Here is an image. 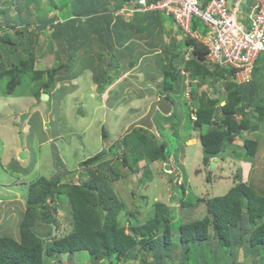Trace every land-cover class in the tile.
Returning <instances> with one entry per match:
<instances>
[{
	"label": "rangeland",
	"instance_id": "rangeland-1",
	"mask_svg": "<svg viewBox=\"0 0 264 264\" xmlns=\"http://www.w3.org/2000/svg\"><path fill=\"white\" fill-rule=\"evenodd\" d=\"M92 7V1L88 4L86 2L82 4V0H0V39L3 36H9L13 43L12 45L4 44L0 41V236L19 238V226L26 211L29 186L40 177L60 176L64 180L61 184L65 185L66 189L68 184L87 181V176L91 173H97L100 177L106 176V179H101L99 183L108 184L110 192L114 189L118 193V188L124 194L126 189L137 191L133 197H129L128 194H125L124 197L119 195L120 200L115 197L114 201L111 202L115 208L114 212L118 214L120 226L143 225L148 218L153 217L155 210L153 205L157 201L166 204L171 209L174 218L171 228L174 235L183 223V218L187 219L186 221H191L202 219L207 215L206 199L224 196L240 182L246 183L258 195L264 196V121L260 123L259 131H250L244 134L243 138L230 142L224 160L215 163V168H211V163L205 168L203 175L194 172L198 165L203 166L201 163L202 155L196 153L194 147L188 152L185 168L178 169L188 148H185L184 140L194 131L189 124H185L179 131V126L183 120H190L192 114L188 95L190 94V101L195 109H197L195 103L204 94L213 100L224 98L226 95L224 87L229 80L222 79L220 76H218L215 85L214 78L210 76L204 81L199 80L191 83L190 88L186 86L185 94L182 92L178 95L171 94L169 99L174 105L172 115L169 117L156 115L154 117L156 121L160 120L158 124L161 127L160 136H157L159 140L155 139V141L165 142L168 146V154L175 160L174 163L170 162V157L169 163H166L172 169L170 172H166V165L163 164V161L151 164V169L147 174L143 171L141 173L147 177L145 181L149 180L143 188L142 179H138L136 176L138 172L132 174L133 172L129 169L123 170V173L126 174L124 177L122 174L119 179H115L116 175L110 169L119 173V153L123 156L126 153L123 145L127 143L132 147L130 148L131 154L127 155L128 158L132 157L133 149L135 154L139 152L140 135L146 133L138 128L126 136V141L121 140L116 143L112 150L115 153L106 158L105 161L101 160L90 167L81 166L84 160L96 156L103 150H106L104 154H108L110 151L108 142L110 141L109 144L115 142L119 136L116 130L123 128L129 121V117L144 111L149 99L156 97L151 95V93L157 94L152 86L156 84L152 82L157 81L159 77L161 78L160 81H163V84L162 82L159 84L160 93L166 82L163 69L156 70L154 76L146 74L147 72L151 73L150 70H147L150 68L149 64H143L145 71L140 70V68L142 69L141 66L135 69L143 63V61L137 63L139 58L135 57V61L137 60L135 65L125 62L122 67L120 66L121 63L119 65L115 63L120 58L119 55L127 56L128 51L114 53L113 49H108L110 46L97 45L99 42L92 41H83L84 43L77 41L71 44V38L65 36L63 40L55 35L56 27L64 24L62 23L63 19H67L70 15L73 18L75 14L82 13L81 10L87 11ZM58 12L61 17H57ZM153 14L159 13H152L151 15ZM151 15L135 13L134 18L142 22L149 19ZM48 19L50 22L56 20L58 25L55 24L52 29L49 25L45 29H41L36 25L28 27L26 25L29 23H22L23 21L38 22ZM164 19L170 26H173L174 22L171 18ZM81 20L85 22L84 18ZM23 26L28 30H22ZM155 26L158 27L157 24ZM176 28L178 32H182L180 27ZM114 31H117L116 36L121 38L120 27H116ZM114 31L111 28L110 32ZM23 34L28 36H23ZM182 34L185 37L181 38V41L178 39L181 34L178 33L170 41L167 40L169 42V48L167 47V50L170 49L169 54L175 49L179 58L189 52V47L184 42L186 33L183 31ZM87 35L85 34L86 37ZM113 36L110 35V38L114 40ZM130 36V34L127 35L128 38ZM27 37H33L35 40L31 47V53L24 49V39L26 40ZM57 49L58 51H56ZM167 50L156 49L153 52H156L155 56H160L161 53L159 58L161 67L166 65L169 60H177L174 54L169 55L168 60ZM31 57L35 60L33 64L30 60ZM59 58L62 65L67 62L70 63L71 71L67 74L68 76L71 75L70 77H72L75 73L79 77L69 80L64 76L63 80L57 83L53 90L45 92V87L58 76L53 75V71L60 66L57 63ZM191 58L192 54H190V60ZM21 62H24L22 83L13 95L6 96L10 71ZM107 62L108 65H106ZM30 66L33 67L30 68ZM133 66L134 68H132ZM180 66L186 67L185 63L180 64ZM207 66L211 71L217 70L211 65ZM255 69L252 84L249 83L244 86L245 90H248L244 98L245 104L251 103L254 97L264 103V54L261 55ZM36 72H41V74L35 77ZM140 76L144 79H139ZM96 78L99 79V84L95 82ZM132 83L143 88L144 91L138 97H141L140 100H144V107L141 106V103L139 107H136L138 97L134 96L135 92L132 93L131 88L126 87L127 84ZM122 85L125 86L126 94L124 89L121 95L123 89L120 87ZM253 85H255L256 90L252 89ZM159 86H155L156 89H159ZM92 88H97L101 95L96 97L98 95L96 90L95 96H90L85 101L84 96L80 98L81 89L90 90ZM189 89H191L190 92L187 91ZM253 91H255L254 94ZM42 93H49L50 100L42 101ZM35 94H40L39 99L35 98ZM146 94L151 95V97L149 98ZM116 96L121 98L118 100L115 98ZM103 97H105V101ZM110 99H114L117 103L114 104ZM134 101H136L135 105ZM103 105H107L106 109ZM115 106L116 108H114ZM113 108L116 111H113ZM108 109L112 110L109 113L110 117L106 115ZM118 111H124V116L128 117L121 118V113ZM245 112L251 114L253 109L247 107ZM23 113L29 115L24 125L20 119V114ZM254 121L255 119H253ZM103 128L109 135V139L105 140L107 144L102 137ZM203 131L206 133L208 127H205ZM245 138L254 139L258 142V150L253 163L242 160ZM22 151L28 154L24 161L18 159L19 153ZM107 161L110 163L105 165L104 162ZM196 161L199 162L196 163ZM179 177L184 178L185 181L189 180L192 185L188 195L185 191L183 205L180 199L183 197L182 190H185L187 185L185 183L183 186H179V180H177ZM131 179L135 181H131ZM132 182H136L138 188H132ZM178 193L180 194L179 198ZM68 201L67 194L63 193L56 203L47 202L49 205L47 210L51 213L53 220L57 222L55 236L58 237L69 233L73 226L72 208ZM122 203L125 206L122 208L123 210L119 208ZM247 228L248 226L242 229L238 228L234 232L237 242H242L235 252V264H264V249L251 250L248 243H244V240L239 241V236L248 232ZM157 240L161 246L159 255L168 256L165 260L167 264H224L225 255L220 250L212 233L207 242L189 248L181 245L176 235L173 239L174 242L170 245L171 247L169 246V250L165 247L161 235L157 237ZM133 255L134 259L127 260L122 257L118 260H108L102 256L94 257L86 251L72 256L61 255V257L56 258L47 256L46 260L47 264H156L158 259L156 252L151 249L143 250L140 247H136L133 254L130 253L128 256L131 258ZM226 256L229 254L227 253Z\"/></svg>",
	"mask_w": 264,
	"mask_h": 264
},
{
	"label": "trees",
	"instance_id": "trees-1",
	"mask_svg": "<svg viewBox=\"0 0 264 264\" xmlns=\"http://www.w3.org/2000/svg\"><path fill=\"white\" fill-rule=\"evenodd\" d=\"M87 1L82 0V4L84 2L87 3ZM116 1H118L116 5V10H118L125 6L129 0ZM106 9H109L106 5L101 8L93 4L92 9L81 10L82 13L75 14L70 22H82V18L85 19V22H96L99 19L105 20V16L97 17ZM20 20L22 21V19ZM106 22H111V20L106 19ZM192 26L194 30L206 33V28L202 22L195 20ZM116 33L117 31L106 32V42L108 40L111 41L110 35H114L113 38H116ZM23 36L26 35L23 34ZM27 38V41L24 39V49L31 53V47L35 40L33 37ZM67 38H71V44H73L74 39L76 40L72 36ZM0 41L4 44H13L9 36H3ZM184 42L187 47H194L192 58L188 62H184V56L179 58L175 49L170 54V49L167 50L166 48L164 50L168 51L166 52L168 60L171 54H174L177 60H169L163 66L166 78L163 94H167V96H169V93L178 95L182 92V94H185V79L179 71V66L182 63L186 64V69L191 72L192 78L196 81H204L210 76L214 78V85L218 81V76L229 80L224 87L226 93L224 98L213 100L204 94L195 103L198 118L196 122H193L194 129L202 131L203 127H208V131L202 133L200 137L204 154L203 164L208 167L212 159L216 158L218 154L221 155L220 159L224 160L227 156L225 153L230 142L243 138V135L250 131H259L260 123L264 121V103L254 97L251 103L245 104L244 98L248 90H245V85H238L232 81L233 71L218 67H216L217 70L211 71L206 63L207 49L192 38L186 37ZM174 51L175 53H173ZM260 58L261 56L256 61V68ZM30 60L32 64L35 61L32 57ZM116 62H119V58ZM57 63L60 66L53 71V75L58 76L45 87V92L53 90L55 85L63 80L64 76L67 79L78 77L75 73L72 77L67 75L71 71L70 63L67 62L62 65L60 58ZM32 67L30 66V68ZM23 72L24 62L12 68L7 83L6 96H11L15 93L17 87L21 85ZM40 74L41 72H36L35 77ZM2 76L5 75L2 74ZM24 77L26 78V76ZM95 82L99 84L100 81L96 78ZM252 89L256 90L255 85L252 86ZM35 97H40V94H35ZM222 101L225 102V105L220 106ZM247 107L253 109L251 114L245 112ZM252 118L255 119L254 122ZM138 129L146 133L140 135L141 146L139 152L135 154L133 149L132 157L128 158L127 155L131 154L130 148L132 147L127 143L123 145L126 153L124 156L121 155L122 157L120 156V161H118L119 173L110 169L116 175L115 179H119V176L124 174L123 170H128V168L133 172L136 165L145 157L150 162H168L171 157L168 154L169 150L165 142L159 143L158 140L155 141L157 137L148 130ZM102 134L104 139L108 138L105 128H103ZM125 138L123 141L127 140ZM244 147L242 160L253 163L258 150V142L254 139L245 138ZM113 149L114 147H111L108 154L101 152L85 160L81 163V166L90 167L101 160L105 161L106 158L115 153L112 151ZM109 163V161L104 162L105 165ZM87 178V181L67 185L66 189L65 185H61L62 177L60 176L53 178L40 177L32 182L29 186L26 211L19 226V238L0 236V264H47V256L51 258L61 257V255L72 256L83 251H87L90 255L97 258L102 256L108 260H118L125 257L129 260L134 259V255L131 258L128 255L130 253L133 254L136 247H140L143 250L151 249L157 254L156 264H167L165 260L168 256L159 255L161 246L157 237L160 235L163 237L165 247L169 250V246L174 242L175 235L181 245L189 248L207 242L212 233L220 250L225 255L224 264H235L236 249L242 244L240 240L248 243L251 250L264 249V196L258 195L246 183L240 182L236 184L224 196L206 199L207 215L202 219L191 221H186L187 219L183 218V223L174 235L171 228L174 220L172 211L162 202H156L153 205L155 206L153 217L148 218L143 225L120 226L118 214L114 212L115 208L111 204L115 195L112 190V193L109 191L108 184L99 183L101 179H106V176L100 177L97 173H91ZM63 193L67 194L72 208L73 226L69 233L58 237L55 236L57 222L53 220L51 213L48 212L49 205L47 202L56 203L60 200V196ZM184 196L185 191L180 199L181 202ZM179 197L180 194L178 193ZM183 204L184 202H182ZM120 205V209L125 207L123 203ZM247 226L248 232L239 236L240 242H237L234 236L235 230ZM227 253L229 256H226Z\"/></svg>",
	"mask_w": 264,
	"mask_h": 264
},
{
	"label": "built area",
	"instance_id": "built-area-1",
	"mask_svg": "<svg viewBox=\"0 0 264 264\" xmlns=\"http://www.w3.org/2000/svg\"><path fill=\"white\" fill-rule=\"evenodd\" d=\"M135 13H161L171 18L207 49L206 63L232 70V80L238 85L251 82L256 61L264 54V0H129L114 15L129 19ZM195 20L204 24L205 34L193 29ZM193 51L190 47L186 61ZM180 74L186 86L196 82L185 66H181ZM190 97L191 120L196 122L197 109Z\"/></svg>",
	"mask_w": 264,
	"mask_h": 264
},
{
	"label": "crops",
	"instance_id": "crops-1",
	"mask_svg": "<svg viewBox=\"0 0 264 264\" xmlns=\"http://www.w3.org/2000/svg\"><path fill=\"white\" fill-rule=\"evenodd\" d=\"M90 1H92L93 4H95L97 7L103 8L105 5L107 7H109V9L104 10V12H102V14L100 16H98L97 18L105 16L106 19H109V21L111 20V22H106V19L105 20L99 19L96 22H75V23L74 22H64V24H60L56 27L57 32L55 33V35L57 37L62 38L63 40H64L65 36L66 37H68V36L75 37L76 40L74 39L73 42H77V41H80L82 43H84L83 41H85V42H90V41L99 42V43H97V45H101V46H107L108 45V46H110V48H108V49H110V50L113 49L114 53L128 51L129 53L127 54V56L119 55L120 56L119 62L118 63L115 62L118 65H119V63H121L120 66H122V67H123V63H125V62H126V64L134 63V65H135V63L137 61V60L135 61V57H136V58H139L138 59L139 62H137V63H140L141 61H143V63H142V65H138L137 67L135 66L136 67L135 69L140 68V66H141L142 69L140 68V70L145 71L146 69H144L143 64H145V63L149 64L150 68L147 70H150L151 73L147 72L146 74H150V75L152 74L154 76V73L156 70L163 69V65L161 67V64H160L161 60H159V58L161 57V53H160V56H155L156 52L155 53H153V52L156 49H160V51H164L168 47L169 42L167 40L169 39V41H170L171 38H173L176 35V33H178L179 35L181 34V37H178V35H177L179 41H181V38L185 37L182 34L183 31L178 32V29L176 28V25H174V23H173V26H170V24L168 22H166V20L164 19V18H168V17H166L165 15H163L161 13L153 14V15L150 14L151 16L149 17V19L142 21V22H139V20H137L136 18H129V19L126 17H118L117 18L114 15V10H116V5L118 4V1H116V0H88L87 3ZM61 14H63V13H61ZM101 21H103V22H101ZM25 23H27V24L29 23V24H31L29 26H33L34 24L45 25L44 23H48V22H25ZM155 24H157L158 27H156ZM82 26H84V27H82ZM116 27H120V31L122 32L121 38L116 37V38H114V40L111 39V41L108 40V42H106L107 41L106 35H105L106 32L110 31L111 28L114 31L116 29ZM130 28H131V30H130ZM85 34H88L87 37L85 36ZM90 34H92V35H90ZM128 34L131 35L129 38L127 37ZM29 35H30V33H29ZM83 35H84V37H83ZM26 36H28V35H26ZM62 39H60V40H62ZM27 40H28V38L26 39V41ZM111 47H113V48H111ZM56 51H58V49ZM142 53H144V54H142ZM106 65H108V62L106 63ZM132 68H134V66ZM139 79L143 80L144 78L140 76ZM160 80H161V78L159 77L157 81H154V82L151 81V82L156 84L155 86H157V85L159 86V84L161 82L163 84V81H160ZM152 86H153V89L157 92V94L151 93L154 91L153 89H152L153 91H151V92L147 91V92L151 93L152 96H156V97L150 98L151 95L146 94L150 98L148 103H147L146 109H144V111H142L141 113H136L134 116L129 117L128 118L129 121L123 126V128H121V129L119 128L116 130L117 133H119V136L117 137L115 142H111L110 144H109L110 141L108 142V145H109L108 149H111V147H113L116 143L120 142L121 140H123L126 137V136L123 137V135H124L125 131L127 130L128 126L131 123H133L134 121H136L137 119L141 118L143 115H145L149 109L150 104L153 101L157 100L160 96H167V94H163L164 86H163V89L161 90V93H160V89H161L160 86H159V89H156V87L154 85H152ZM126 87L131 88L132 93L135 92L134 96H136V98L141 95V92L144 91L143 88L139 87L136 83L127 84ZM120 89H123L121 91V95H122L124 92L125 86L122 85L120 87ZM96 90H97V88H92L90 90H86V89L82 90L81 89L80 90V98L84 96V101H85L90 96H95ZM89 92H92V93H89ZM125 94H126V89H125ZM171 94L172 93H169L168 95L171 96ZM99 95H101V94L98 91V95L96 97H98ZM169 96H167V97L169 98ZM115 98H118V100H119L121 97L116 96ZM140 98L141 97H138L137 103H136V101L133 102L134 105H135V103L137 104L136 107H139L140 103H141V106H143V107L145 106L144 100H142V99L140 100ZM114 99H110V100H112L113 103L115 104L117 102ZM103 100L105 101V97H103ZM103 106L106 109L107 105H103ZM114 108H116V106ZM114 108L112 110L116 111V109H114ZM112 110L111 109L107 110V113H106L107 117L108 116L110 117L109 113ZM118 112L121 113V118L125 119L126 117H128V116H124V113H125L124 111H118ZM158 115H160V114H158ZM159 121H160L159 119L156 121L154 118L155 131L154 132L149 131L151 134L156 135V137L160 136L159 133H160L161 127H159V124H158ZM185 124H189L194 129V123L191 121V119L190 120L186 119V120H183V122L179 126V131L182 130V127ZM205 127H203V129ZM203 129H202V131H197L194 129L193 133L189 134V136L187 138H185L184 145H185V148L186 147H188V148H187V152H185L183 155L184 157H183L182 162L180 163L181 165L179 166L178 169H180L181 167L185 168L188 152L193 147L195 148L196 153H198V154L200 153L202 155L201 163L203 164L204 154H203V147H202L201 142H200L201 134L204 133ZM144 130H146V129H144ZM102 137H103V134H102ZM107 139H109V138H106L103 140L107 141ZM106 141H105V143H106ZM105 151L106 150H103V152H105ZM121 155L122 154L119 153V156H121ZM174 161L175 160L173 159V157H171L170 162L174 163ZM158 162H161V161L150 162L145 157L138 165H136V168L134 169L132 174H135L134 172H136V173L138 172L136 176L138 177V179H142L141 180L142 188L145 187L147 185L146 183L149 181V180L145 181V179L147 177L141 174L142 171H143V173L147 174L151 169V164H157ZM198 162L199 161H196V163H198ZM166 163H169V161L164 162L163 164L167 166L168 164H166ZM205 168H207V167H205L204 164H203V166L198 165L197 169H195L194 172L197 174V170H199V171L202 170V172H200V175H203L205 173ZM166 172H169V171L166 170ZM177 180H179V184H180L179 186H183L186 183V185H187L186 195H188L192 189V185H191L190 181L189 180L185 181L184 178H182V177H179ZM131 181H135V180L131 179ZM137 181H139V180H137ZM132 183H133L132 188H136L137 187L136 182H132ZM122 184L124 185L123 182H122ZM121 185H120V188H122ZM117 190H118V193H116L115 190L113 189V193H115L117 199H119V200H120V197H124L125 194H128L129 197H133V196H135V193L137 192V191H134V189H133V191L131 189H128V190L126 189V193L124 194L123 191L120 190L119 188ZM119 195H120V197H119ZM140 195H142V193H140ZM156 202H154V203H156Z\"/></svg>",
	"mask_w": 264,
	"mask_h": 264
},
{
	"label": "water",
	"instance_id": "water-1",
	"mask_svg": "<svg viewBox=\"0 0 264 264\" xmlns=\"http://www.w3.org/2000/svg\"><path fill=\"white\" fill-rule=\"evenodd\" d=\"M89 93H92V92H89ZM41 99L42 101L49 100L50 96L46 93H43L41 95ZM173 111H174V105L171 102V100L167 98L166 96H160L157 100L153 101L150 104L149 109L145 115H143L141 118L137 119L136 121H134L128 126L123 137L132 133L136 128H144L148 131L154 132L155 131L154 117L158 114L165 116V117H169L172 115ZM27 118H28L27 114H21L20 115L21 123L23 124ZM23 137L24 136L22 135V138ZM220 156L221 155L218 154V156L214 159V162L211 164V168L216 167L215 163L219 162ZM27 157H28L27 152L23 151L19 153L20 160L24 161L27 159ZM166 170L171 171L172 169L169 165H167Z\"/></svg>",
	"mask_w": 264,
	"mask_h": 264
},
{
	"label": "clouds",
	"instance_id": "clouds-1",
	"mask_svg": "<svg viewBox=\"0 0 264 264\" xmlns=\"http://www.w3.org/2000/svg\"><path fill=\"white\" fill-rule=\"evenodd\" d=\"M57 8V7H56ZM119 10V9H118ZM117 11V10H116ZM115 10H114V13L116 12ZM61 13H63V12H61ZM56 14V13H55ZM54 14V15H55ZM58 15H60L59 14V12H58V14H57V17H61V15L60 16H58ZM71 16V15H70ZM69 16V18H65V19H63L64 21L62 22V23H64V22H70L71 20H73V18H71ZM122 17V16H121ZM118 18V17H117ZM45 21H47L48 23H44L45 25H43V24H38V25H36V24H34V25H36V26H39L41 29H45L46 28V26L47 25H49L50 26V28L52 29V28H54V25L56 24V25H58V22H56V20H53V21H49V19L48 20H45ZM45 21H38V22H45ZM22 23H25V22H22ZM26 26H28L29 27V25H26ZM177 27V26H176ZM23 29H25V30H28L27 28H25L24 26L22 27V30ZM183 31V30H182ZM31 35V34H30ZM29 35V36H30ZM186 37H188V38H190L189 36H186ZM190 48V47H189ZM187 55V54H186ZM186 55L184 56V57H186ZM190 61V60H189ZM185 62H188V61H186L185 60ZM186 65V64H185ZM180 68H181V66H179V71H180ZM255 71V70H254ZM78 77H79V75H78ZM77 77V78H78ZM74 79H76V78H74ZM74 79H69V80H74ZM233 81V80H232ZM252 81V80H251ZM61 82V81H60ZM60 82H58V83H60ZM249 83H251V82H249ZM249 83H247V84H249ZM247 84H244V85H247ZM14 94V93H13ZM12 94V95H13ZM43 94V93H42ZM41 94V95H42ZM46 94H48L49 96H50V94L49 93H46ZM167 97V96H166ZM36 99H37V97H35ZM50 98H51V96H50ZM168 98V97H167ZM39 99V98H38ZM50 100V99H49ZM48 100V101H49ZM223 105H225V102L224 101H222L221 103H220V106H223ZM24 114V113H23ZM21 115V114H20ZM28 115V114H27ZM29 116V115H28ZM190 119H191V117H190ZM26 121V120H25ZM192 121V120H191ZM193 122V121H192ZM25 123V122H24ZM24 123L22 124V125H24ZM23 152V151H22ZM21 153V152H20ZM92 158V157H91ZM18 159H19V156H18ZM89 159V158H88ZM215 159V158H214ZM214 159L212 160V162L211 163H213L214 162ZM220 159V158H219ZM20 160V159H19ZM87 160V159H86ZM21 161V160H20ZM85 161V160H84ZM83 161V162H84ZM220 161V160H219ZM218 163V162H217ZM129 170H130V168H128ZM170 172V171H169ZM168 173V172H167ZM173 173V172H172ZM62 182H64V180H62ZM72 184H77V183H72ZM62 185V184H61ZM68 185H70V184H68ZM112 191H113V189H112ZM184 191H186V189L185 190H182V194H183V192ZM114 195H115V193H113ZM115 197H116V195H115ZM117 198V197H116ZM119 200V199H118ZM69 202V201H68ZM27 203V202H26ZM83 252H86V251H83ZM114 260V259H113Z\"/></svg>",
	"mask_w": 264,
	"mask_h": 264
}]
</instances>
